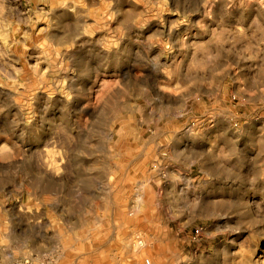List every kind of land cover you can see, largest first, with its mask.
I'll list each match as a JSON object with an SVG mask.
<instances>
[{"label": "rangeland", "instance_id": "374dc122", "mask_svg": "<svg viewBox=\"0 0 264 264\" xmlns=\"http://www.w3.org/2000/svg\"><path fill=\"white\" fill-rule=\"evenodd\" d=\"M147 260L264 264V0H0V264Z\"/></svg>", "mask_w": 264, "mask_h": 264}, {"label": "bare ground", "instance_id": "6f19581e", "mask_svg": "<svg viewBox=\"0 0 264 264\" xmlns=\"http://www.w3.org/2000/svg\"><path fill=\"white\" fill-rule=\"evenodd\" d=\"M139 249H140V248H138V246H137V247L135 248L134 252H135V253L139 252ZM150 263H151V262H150ZM134 264H137V263L135 262Z\"/></svg>", "mask_w": 264, "mask_h": 264}, {"label": "built area", "instance_id": "2783aa9c", "mask_svg": "<svg viewBox=\"0 0 264 264\" xmlns=\"http://www.w3.org/2000/svg\"><path fill=\"white\" fill-rule=\"evenodd\" d=\"M197 232H198V231H197ZM146 262H147V264H150V261H149V260H147Z\"/></svg>", "mask_w": 264, "mask_h": 264}]
</instances>
